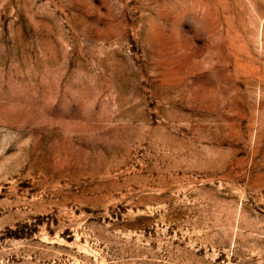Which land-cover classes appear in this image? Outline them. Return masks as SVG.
Listing matches in <instances>:
<instances>
[{
  "label": "rangeland",
  "instance_id": "1",
  "mask_svg": "<svg viewBox=\"0 0 264 264\" xmlns=\"http://www.w3.org/2000/svg\"><path fill=\"white\" fill-rule=\"evenodd\" d=\"M0 264H264V0H0Z\"/></svg>",
  "mask_w": 264,
  "mask_h": 264
}]
</instances>
